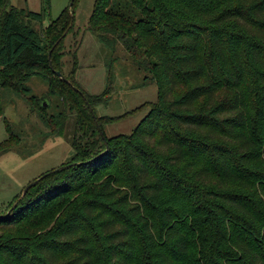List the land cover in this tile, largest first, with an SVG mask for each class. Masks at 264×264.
<instances>
[{
	"label": "trees",
	"instance_id": "trees-1",
	"mask_svg": "<svg viewBox=\"0 0 264 264\" xmlns=\"http://www.w3.org/2000/svg\"><path fill=\"white\" fill-rule=\"evenodd\" d=\"M75 2L51 19L50 0L38 13L0 0V87L46 81L56 114L30 100L58 138L74 115L72 166L0 212V264H264V0H95L84 32L158 88L134 130L105 142L100 96L60 61ZM6 129L7 151L20 139Z\"/></svg>",
	"mask_w": 264,
	"mask_h": 264
},
{
	"label": "rangeland",
	"instance_id": "rangeland-1",
	"mask_svg": "<svg viewBox=\"0 0 264 264\" xmlns=\"http://www.w3.org/2000/svg\"><path fill=\"white\" fill-rule=\"evenodd\" d=\"M72 0H50V18L56 19ZM18 9L38 13L41 0H10ZM95 0H76L72 34L62 43L60 58L64 73L74 72L78 89L100 96L102 104L94 109V118L103 122L104 138L127 136L158 104V88L150 72L139 69L135 61L117 45L114 51L104 47L95 36L84 32ZM47 20L36 25L45 29ZM29 94L0 87V144L8 138L6 127L19 136L9 150L0 146V212L22 195L25 187L52 169L64 166L72 156L69 136L74 115H69L67 134L58 138L50 133L33 110V97L47 103V114H56L57 98L48 94L47 82L33 76L26 82ZM61 109V106H59ZM97 123V122H96ZM99 126V123H97ZM1 234V232H0Z\"/></svg>",
	"mask_w": 264,
	"mask_h": 264
},
{
	"label": "water",
	"instance_id": "water-1",
	"mask_svg": "<svg viewBox=\"0 0 264 264\" xmlns=\"http://www.w3.org/2000/svg\"><path fill=\"white\" fill-rule=\"evenodd\" d=\"M73 1H74V0H72L71 3H70V5H69L70 8H71L72 5H73ZM56 76H57L58 78L64 80V81L68 84V82H67L65 79H63V77H62V75H61L60 73L56 72ZM75 90H76V91H79V90L76 89V88H75ZM80 93H81V92H80ZM81 94H82V93H81ZM41 101H42V100H41ZM42 102H43V101H42ZM43 108H47V103H46V102H43ZM90 112H91V114H92V116H93V118H94V114H93V112H92V109H90ZM96 127H97V130H98L100 136L102 137V139H103L104 142H105V139H104V136H103V134H102V132H101V129L99 128L98 125H96ZM71 166H72V165H71ZM71 166H70V165L62 166V167H60V168H58V169H59V170H63V169L69 168V167H71ZM41 179H42V177H41V178H38V179H36L35 181H33V182H31L30 184H28V185L25 187V189L23 190V193H22L21 197L25 196V194L28 192V190L31 189L32 187H34V186H35V185H36ZM14 208H15V205H13L11 209H14Z\"/></svg>",
	"mask_w": 264,
	"mask_h": 264
}]
</instances>
